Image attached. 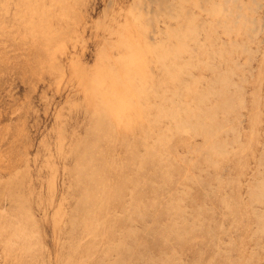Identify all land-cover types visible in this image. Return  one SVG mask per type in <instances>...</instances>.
I'll return each instance as SVG.
<instances>
[{"label": "rangeland", "instance_id": "obj_1", "mask_svg": "<svg viewBox=\"0 0 264 264\" xmlns=\"http://www.w3.org/2000/svg\"><path fill=\"white\" fill-rule=\"evenodd\" d=\"M167 1L0 0V264H264V0Z\"/></svg>", "mask_w": 264, "mask_h": 264}, {"label": "bare ground", "instance_id": "obj_2", "mask_svg": "<svg viewBox=\"0 0 264 264\" xmlns=\"http://www.w3.org/2000/svg\"><path fill=\"white\" fill-rule=\"evenodd\" d=\"M61 1V0H60ZM146 1V0H145ZM148 1H150L149 2V4H158V6L157 7H160L159 5H162L163 3H169L167 0H148ZM219 1V0H218ZM221 1H224V0H221ZM143 1H141V3H142ZM152 2V3H151ZM232 2H233V0H232ZM239 2V1H238ZM253 2V1H252ZM46 3V2H45ZM51 3V2H50ZM55 3V2H54ZM140 3V4H141ZM139 4V3H138ZM149 4H146L147 5V7H148V5ZM220 4V3H219ZM221 4H223V3H221ZM227 6H228V4H226ZM251 5V4H250ZM256 5H258V4H256ZM52 6H53V4H52ZM55 6V5H54ZM59 6V5H58ZM151 6V5H150ZM166 5H164V7H165ZM233 6V5H232ZM231 6V7H232ZM260 6V5H259ZM137 7H138V5H137ZM144 7V5L143 4H141V6H139L138 7V9L139 8H143ZM172 7V6H171ZM225 7V6H224ZM236 7V6H235ZM47 7H45V9H46ZM163 8V7H162ZM237 8H239V7H237ZM137 9V8H136ZM149 9V10H148ZM191 9V8H190ZM233 9H234V7H233ZM256 9V8H255ZM141 10V9H140ZM158 10V9H157ZM156 10V11H157ZM145 11H148V12H151L152 13V16L154 15L153 14V11H152V9H150V7L149 8H146V6H145ZM155 11V13H157ZM165 11V10H164ZM229 11V10H228ZM232 11V10H231ZM234 11V10H233ZM232 11V13H234V12H237V11H234L233 12ZM254 11V10H253ZM144 12V11H143ZM151 13H147L146 14V16L148 15V18L149 19H147V26L150 28V32H149V35L150 34H152L153 32H154V25L152 26V24L153 23H155V25H156V22H153L152 23V17H150V15H151ZM232 13H231V15H232ZM227 14V13H226ZM239 14V13H238ZM237 14V15H238ZM193 15H194V13H193ZM225 15V14H224ZM228 15V14H227ZM235 15H236V13H235ZM235 15H233L234 17H236ZM145 16V17H146ZM223 16V15H222ZM143 17H144V15H143ZM144 17V18H145ZM238 17V16H237ZM35 18V17H34ZM224 18V17H223ZM222 18V19H223ZM230 18H231V16H230ZM229 18V19H230ZM241 18V17H240ZM239 18V19H240ZM138 19H139V17H138ZM156 19V18H155ZM234 19V18H233ZM242 19V18H241ZM236 20H237V18H236ZM170 21H171V19H170ZM241 21V20H240ZM224 22V21H223ZM225 22H228V20H226ZM232 23V22H231ZM254 23V22H253ZM168 25V24H167ZM181 25V24H180ZM146 26V25H145ZM164 27H165V25H164ZM227 27V26H226ZM130 28V27H129ZM160 28V27H159ZM57 29V28H56ZM144 29V28H143ZM257 29V28H256ZM54 30V29H53ZM160 31H161V28H160ZM51 32V31H50ZM178 32V31H177ZM49 33V32H48ZM147 33V32H146ZM179 33V32H178ZM147 37H148V40L149 41H151V43L152 42H154L155 41V39L154 38H152V37H150L148 34H145ZM169 35V34H168ZM152 36V35H151ZM159 36V35H158ZM180 36V35H179ZM178 37V36H177ZM133 38V37H132ZM158 39V38H157ZM176 39V38H175ZM174 39V40H175ZM185 39V38H184ZM197 39V38H196ZM128 40V39H127ZM148 40H146V41H148ZM163 39L161 38V42H164V41H162ZM171 40V39H170ZM144 41V40H143ZM156 41H158V40H156ZM155 41V42H156ZM178 41V40H177ZM212 42V41H211ZM158 43V42H157ZM180 43V42H179ZM144 44V43H143ZM138 45V44H137ZM168 45V44H167ZM182 46V45H181ZM147 47H148V45H147ZM151 48H152V46H151ZM159 50H160V45H159ZM166 47H164V49H165ZM173 48V47H172ZM133 49V48H132ZM163 49V50H164ZM169 49V48H168ZM126 50V49H125ZM155 50H156V47H155ZM171 50V49H170ZM173 50H174V48H173ZM245 50V49H244ZM161 51V50H160ZM133 52V51H132ZM146 52V51H145ZM191 52V51H190ZM154 53H156V52H154ZM160 53V52H159ZM168 53V52H167ZM172 53H174V52H172ZM193 53V52H192ZM104 54V53H103ZM103 54H102V56H103ZM131 55H132V53H131ZM155 55V54H154ZM160 55V54H159ZM164 55V54H163ZM137 56V55H136ZM140 56V55H139ZM147 56V55H146ZM158 56V55H157ZM162 56V55H161ZM165 56V55H164ZM189 56H191L192 57V55H189ZM134 57V56H133ZM163 57V56H162ZM186 57V56H185ZM110 58V57H109ZM129 58V57H128ZM157 58V57H156ZM187 58V57H186ZM136 59V58H135ZM149 59V58H148ZM130 60V59H129ZM137 60V59H136ZM153 60V59H152ZM162 60H163V58H162ZM186 60V59H185ZM195 60V59H194ZM106 61V60H105ZM164 61V60H163ZM162 61V62H163ZM192 61V60H191ZM190 61V62H191ZM230 61V60H229ZM139 62V61H138ZM179 62H181V61H179ZM189 62V63H190ZM132 63V62H131ZM192 63V62H191ZM125 64V63H124ZM130 64V63H129ZM163 64V63H162ZM130 66V65H129ZM134 66V65H133ZM136 67V66H135ZM130 69H132L131 67H130ZM139 69V68H138ZM138 69H136V70H138ZM139 70H141V69H139ZM151 70V69H150ZM165 70V69H164ZM126 72H127V70H126ZM131 72V71H130ZM138 72H140V71H138ZM128 78V77H127ZM139 78H141V77H139ZM124 79V78H123ZM114 80H115V78H114ZM181 80V79H180ZM142 81V80H141ZM174 82H175V80H174ZM181 82V81H180ZM113 84V83H112ZM169 85V84H168ZM179 85V84H178ZM113 86V85H112ZM178 87V86H177ZM182 87V86H181ZM135 88H137V87H135ZM176 88V87H175ZM118 89V88H117ZM170 89V88H169ZM103 90H104V88H103ZM163 90V89H162ZM166 90V89H165ZM167 90H168V88H167ZM172 90V89H171ZM174 90V89H173ZM101 91V90H100ZM135 91H137V90H135ZM175 91V90H174ZM173 91V92H174ZM178 91V90H177ZM169 92V91H168ZM131 93H133V91L131 92ZM164 93V92H163ZM165 93H167V92H165ZM196 93V92H195ZM173 94H175V93H173ZM202 94V93H201ZM204 94V93H203ZM177 95V94H176ZM197 96L199 95V94H196ZM202 96V95H201ZM123 97H124V95H123ZM129 97V96H128ZM165 97V96H164ZM169 97V96H168ZM172 97V96H171ZM193 97V96H192ZM206 97V96H205ZM166 98V97H165ZM174 97H172V99H173ZM196 98V97H195ZM200 98V97H199ZM198 98V99H199ZM124 99H125V97H124ZM130 99V98H129ZM137 99V98H136ZM164 99V98H163ZM162 99V100H163ZM171 99V100H172ZM193 99V98H192ZM126 100V99H125ZM131 100V99H130ZM168 101V100H167ZM118 103V105L119 106H121V103L122 102H125L123 99H122V101L120 100V101H116L115 100V103ZM181 102V101H180ZM188 102V101H187ZM203 102V101H202ZM114 103V102H113ZM162 103V102H161ZM160 103V104H161ZM174 103V102H173ZM162 104H165V102H164V100H163V103ZM171 104V103H170ZM169 104V105H170ZM186 104V103H185ZM117 105V106H118ZM182 105H184V104H182ZM181 105V106H182ZM190 105V104H189ZM188 105V106H189ZM106 105L104 104V105H102V110L104 111L105 110V107ZM123 106H125V105H123ZM128 106V105H127ZM161 106V105H160ZM172 106V105H171ZM197 106H199V105H197ZM159 107V106H158ZM163 107H165L166 109L169 107H166V106H162V108ZM173 107V106H172ZM175 107V106H174ZM186 107V106H185ZM191 106H189V109H191L190 108ZM124 108H126V107H124ZM107 110H108V107L106 108ZM116 109H117V107H116ZM165 109V111H168V109L166 110ZM186 109V108H185ZM188 109V110H189ZM216 109V108H215ZM158 110V109H157ZM187 110V109H186ZM192 110V109H191ZM197 110V109H196ZM125 111V110H124ZM163 112H164V110H162ZM182 111V110H181ZM195 111V110H194ZM193 111V112H194ZM202 111V110H201ZM105 112V111H104ZM108 112V111H107ZM170 112V111H169ZM192 112V111H191ZM193 112H192V114H193ZM199 112V111H198ZM158 113H159V115L161 114V112L160 111H158ZM158 113H157V115H158ZM166 113V112H165ZM164 113V114H165ZM176 113H180V110H179V112H176ZM214 113V112H213ZM164 114H162V116L164 115ZM181 115H182V113H180ZM183 114H184V112H183ZM248 114V113H247ZM177 115V114H176ZM190 115H191V113H190ZM211 115H213V114H211ZM218 115V114H217ZM169 116H172V114H170ZM168 116V117H169ZM184 116V115H183ZM188 116V115H187ZM194 116H195V113H194ZM209 116V115H208ZM173 117V116H172ZM179 117V116H178ZM177 117V118H178ZM189 117V116H188ZM220 117V116H219ZM105 117H103V119H104ZM119 118H121V117H119ZM150 118V117H149ZM165 118H166V120H168L167 119V117L165 116ZM181 118V117H180ZM179 118V119H180ZM194 118V117H193ZM211 118H213V117H211ZM224 118H227V117H224ZM160 119V118H159ZM172 120H173V118H171ZM186 119V118H185ZM188 119V118H187ZM165 120V121H166ZM171 120V121H172ZM209 120V119H208ZM223 120V119H222ZM170 121V122H171ZM176 121V120H175ZM177 121H178V119H177ZM213 121V120H212ZM220 121H221V117H220ZM127 122V121H126ZM168 122H169V120H168ZM180 122H181V120H180ZM211 122V121H210ZM209 122V123H210ZM173 123V122H172ZM192 123V122H191ZM209 123H207V124H209ZM211 124V123H210ZM166 125H167V122H166ZM185 125H186V123H185ZM177 126V125H176ZM176 126H173V127H175L176 128ZM160 127H161V125H160ZM159 127V128H160ZM166 127V126H165ZM170 128V127H169ZM217 128V127H216ZM165 129V128H164ZM183 128H181V130H182ZM210 129H211V127H210ZM161 130V129H160ZM163 130V129H162ZM170 130V129H169ZM172 130V129H171ZM170 130V132L171 133H173L172 131ZM185 130V129H184ZM218 130V129H217ZM222 130V129H221ZM180 131V130H179ZM233 132V131H232ZM163 133V132H162ZM171 133H169V134H171ZM174 133H176V132H174ZM188 133V132H187ZM212 133V132H211ZM234 133V132H233ZM236 133V132H235ZM158 134V133H157ZM168 134V135H169ZM182 134V137H180V138H182V139H184L183 138V133H181ZM263 134V133H262ZM161 134H159V136H160ZM164 134H162V136H163ZM155 136H157V135H155ZM161 136V137H162ZM165 136H167V135H165ZM174 136V135H173ZM185 136V135H184ZM212 136V135H211ZM217 136V135H216ZM160 137V138H161ZM171 137V136H170ZM187 137V136H186ZM189 137V136H188ZM158 138V137H157ZM159 138V139H160ZM163 138H164V136H163ZM168 138V137H167ZM211 138V137H210ZM215 138V137H214ZM217 138V137H216ZM233 138V137H232ZM162 139V138H161ZM223 139V138H222ZM162 140H164V139H162ZM178 140V139H177ZM180 140V139H179ZM228 140V139H227ZM231 140V139H230ZM263 140V139H262ZM110 141V140H109ZM181 141V140H180ZM211 141V140H210ZM222 141V140H221ZM232 141V140H231ZM233 141H235V139L233 140ZM162 142V141H161ZM207 142V141H206ZM213 142V141H212ZM158 143V142H157ZM214 143H216V141H214ZM219 143V142H218ZM228 144H229V142H227ZM238 143V142H237ZM262 143V142H261ZM156 144V143H155ZM165 144H167V142L165 143ZM235 144H236V142H235ZM234 144V145H235ZM160 145V144H159ZM211 145H213V144H211ZM219 145H220V143H219ZM262 145H264V143L262 144ZM261 145V146H262ZM227 146V145H226ZM149 147V146H148ZM148 147H146V148H148ZM190 147V146H189ZM223 147V146H222ZM145 148V149H146ZM197 148V147H196ZM199 148V147H198ZM210 148V147H209ZM225 148V147H224ZM232 149H233V146L231 147ZM235 148V147H234ZM156 149L157 148H155L154 147V149H152L151 151L152 152H155L156 151ZM218 149V148H217ZM230 149V148H229ZM264 149V148H263ZM149 150H150V148H149ZM219 150H221V149H219ZM215 151V150H214ZM228 151V150H227ZM194 152V151H193ZM216 152H217V150H216ZM216 152H215V155H216ZM226 152V151H225ZM163 152L162 151H160V152H158V157H159V160H161V161H163V158L165 157V156H161V154H162ZM195 153V152H194ZM220 154H222V153H220ZM224 155V154H223ZM143 159V158H142ZM261 159V158H260ZM193 160V159H192ZM258 160V159H257ZM214 161V160H213ZM262 161V160H261ZM83 163V162H82ZM215 163V162H214ZM88 167H90V166H88ZM258 167V166H257ZM120 169V168H119ZM143 170V169H142ZM262 170V169H261ZM113 171V170H112ZM145 171V170H144ZM262 173V172H261ZM253 177V176H252ZM93 179L95 178V177H92ZM264 179V178H263ZM91 181V180H90ZM261 181V180H260ZM104 182V181H103ZM249 183V182H248ZM257 186H259V185H257ZM192 187V186H191ZM263 187H264V184H263ZM145 188V187H144ZM257 188V187H256ZM250 189V188H249ZM248 189V190H249ZM254 189V188H253ZM259 189V188H258ZM121 190V189H120ZM264 190V189H263ZM128 191V190H127ZM152 191V190H151ZM260 192V191H259ZM139 193V192H138ZM142 193H144V192H142ZM257 193H258V191H257ZM261 193H263V192H261ZM137 194V193H136ZM259 194V193H258ZM264 194V193H263ZM86 195L88 196V192L86 193ZM125 195V194H124ZM132 195V194H131ZM261 195V194H260ZM142 199V198H141ZM145 199V198H144ZM152 199H154V198H152ZM107 202V201H106ZM122 202V201H121ZM152 202V201H151ZM127 203V202H126ZM154 207V206H153ZM81 209V208H80ZM152 209V208H151ZM76 211V210H75ZM93 212H96L97 214H99L101 211L100 210H97V209H94L91 213H93ZM170 212V211H169ZM90 213V212H89ZM164 214V213H163ZM166 214V213H165ZM156 215V214H155ZM29 216V215H28ZM96 216V215H95ZM97 217V216H96ZM98 218V217H97ZM185 218V217H184ZM105 220V217H101V218H98L96 221H94L91 225H97L96 227H99V228H101V227H104V226H106V222L104 221ZM131 221V220H130ZM26 223V222H25ZM19 224V223H18ZM18 226H20V225H18ZM110 227V225L108 224V228ZM83 229H84V231L83 232H89V233H91L90 232V230H89V228H90V225H88L87 223H85L84 225H83V227H82ZM14 229V228H13ZM128 229V228H127ZM119 230H121V229H119ZM122 230H123V228H122ZM110 232H111V234L114 232L113 230H109ZM131 232L130 233H133V229H131L130 230ZM116 232H118V231H116ZM19 234H24L25 233V229H19V232H18ZM17 233V234H18ZM75 233V232H74ZM72 233L71 234V236H70V240H69V243H68V248H69V251H68V253L66 254V256L64 257V262H65V264H78V262L77 261H73L74 259H75V257L74 256H76V255H78V254H83V253H81L80 252V250H87L88 252H86V253H88V255H90V254H93V252H94V248H95V246L97 245V243H99L100 241H102L103 239H98V237H94V239H93V245L92 244H90V245H88V247H84V246H82V244H81V242H80V237H78V235L75 233ZM92 234V233H91ZM108 235V234H107ZM85 237V236H84ZM133 237V236H132ZM115 237H112V239H105V240H103V242H105L106 244V249L103 251V255L101 256V257H97V258H94V260H93V262H92V264H112L111 262H109V263H106V256H108V255H110V254H112V252L113 251H120L119 253H122V254H124V256L125 257H127L128 256V254L131 252L132 253V248H131V246L130 245H128V244H126L125 243V241L124 240H121V239H114ZM134 238V237H133ZM85 239V238H84ZM118 240V241H117ZM85 241V240H84ZM133 241V240H132ZM16 244V243H15ZM115 245V246H114ZM23 246V245H22ZM119 248V249H118ZM118 249V250H117ZM31 250V249H30ZM90 250V251H89ZM121 256V254H118V258H117V260H116V262H114V264H119V260H120V257ZM91 258V257H90ZM161 259V258H160ZM135 260H138V258H136ZM124 261V260H123ZM122 261V262H123ZM128 262V263H127ZM125 261L124 263H121V264H133V263H131V261L129 260V261Z\"/></svg>", "mask_w": 264, "mask_h": 264}]
</instances>
